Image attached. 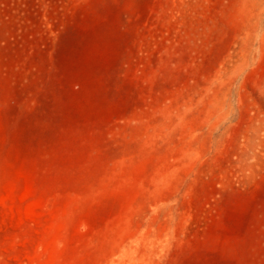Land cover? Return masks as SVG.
<instances>
[{
  "label": "rangeland",
  "instance_id": "obj_1",
  "mask_svg": "<svg viewBox=\"0 0 264 264\" xmlns=\"http://www.w3.org/2000/svg\"><path fill=\"white\" fill-rule=\"evenodd\" d=\"M0 264H264V0H0Z\"/></svg>",
  "mask_w": 264,
  "mask_h": 264
}]
</instances>
